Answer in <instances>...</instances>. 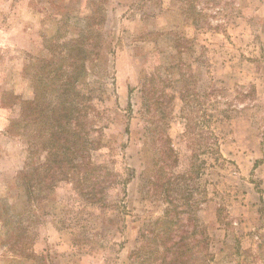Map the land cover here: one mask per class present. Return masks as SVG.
Returning a JSON list of instances; mask_svg holds the SVG:
<instances>
[{
  "label": "rangeland",
  "instance_id": "obj_1",
  "mask_svg": "<svg viewBox=\"0 0 264 264\" xmlns=\"http://www.w3.org/2000/svg\"><path fill=\"white\" fill-rule=\"evenodd\" d=\"M93 1L103 10L92 26L100 52L83 74L80 60L62 62L54 45L81 38ZM61 65L91 98L101 130L92 137L113 152L111 166L135 176L126 196L122 187L109 191L116 203L106 212L71 185L50 190L45 215L32 220L28 255L15 264H139L142 233L171 207L147 185L155 163L165 181L186 174L176 195L182 224L193 216L209 240L190 264H264V0H0V207L12 216L27 208L16 188L27 146L7 134L19 104L5 94L30 99L46 70L57 89ZM215 102L223 111L216 121ZM213 130L217 163L208 150ZM166 138L174 167L162 153ZM189 192L190 203L179 198ZM1 216L0 264H12Z\"/></svg>",
  "mask_w": 264,
  "mask_h": 264
},
{
  "label": "trees",
  "instance_id": "obj_2",
  "mask_svg": "<svg viewBox=\"0 0 264 264\" xmlns=\"http://www.w3.org/2000/svg\"><path fill=\"white\" fill-rule=\"evenodd\" d=\"M91 4L93 8L86 17L81 38L72 43L54 45L56 50L60 49L62 62L78 58L81 62L79 72L83 74L88 70L87 61L91 57H98L100 52L97 45L99 43L93 38L96 32L92 26L101 20L103 10L100 6L96 9L94 1ZM52 42L53 40H48V43ZM68 67L70 68V65ZM44 68L48 70L50 64ZM47 70L39 80L43 88L35 89L30 99L23 100L12 93L5 94L8 101H18L19 104V111L10 120L7 134L21 138L27 146V161L16 179V188L22 192L27 208L19 215L12 216L7 206L0 207L1 222L7 231L5 245L8 252L14 256L12 264L19 263L18 257H26L31 245L29 230L32 232L34 229L32 220L48 203L47 193L50 190L57 189L61 184L71 185L87 203L106 212L116 203H111L109 191L122 187L126 196V187L135 176V171L129 168L123 172L115 170L111 166L115 164L111 159L113 152L105 153L103 150L106 145L103 139L92 137V133L99 130L100 125L98 123L95 126L96 122L91 119L90 96L73 89L79 77H73L70 71L63 69L61 65L57 69L55 79L60 85L57 89H52V81L45 75ZM214 91L216 92V89ZM219 103L213 104L214 121L219 118L216 113H223L219 111ZM98 132L101 133V130ZM210 137L208 150L214 163H217L223 160L220 140L214 130L211 131ZM171 142L170 138H166L162 152L172 160L168 167L179 163ZM154 154L155 160L159 152ZM39 156L41 159L37 160ZM152 170L153 175L148 178L147 185L151 186L153 195L163 196L171 207L167 209L165 216L152 224V231L142 233L140 247L133 258L138 259L139 264H190L194 255L200 252L199 246H208L209 240L207 239L206 243L201 240L193 216L188 218L187 225L182 224L181 215L184 210H178L176 195L180 189L179 183L187 180L186 174L176 176L173 173L165 181L164 168L155 163ZM179 198L190 203L192 194L189 192L187 196L181 195ZM24 219H29L30 223L25 224ZM10 222L13 223L11 226L8 225ZM16 224L17 226H14ZM191 225H195L192 233L183 230ZM81 248L86 246L81 245Z\"/></svg>",
  "mask_w": 264,
  "mask_h": 264
}]
</instances>
